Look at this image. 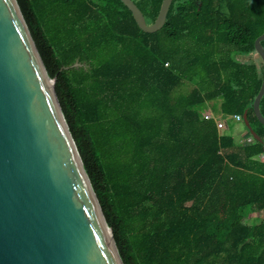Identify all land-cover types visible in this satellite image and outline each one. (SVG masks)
Instances as JSON below:
<instances>
[{
    "label": "trees",
    "instance_id": "obj_1",
    "mask_svg": "<svg viewBox=\"0 0 264 264\" xmlns=\"http://www.w3.org/2000/svg\"><path fill=\"white\" fill-rule=\"evenodd\" d=\"M19 2L125 263L264 264V0Z\"/></svg>",
    "mask_w": 264,
    "mask_h": 264
},
{
    "label": "water",
    "instance_id": "obj_2",
    "mask_svg": "<svg viewBox=\"0 0 264 264\" xmlns=\"http://www.w3.org/2000/svg\"><path fill=\"white\" fill-rule=\"evenodd\" d=\"M143 30H161L175 0ZM264 34L255 41L264 65ZM78 65V63H76ZM19 0H0V264H126ZM264 83L255 112L264 124ZM247 126L255 138L249 113Z\"/></svg>",
    "mask_w": 264,
    "mask_h": 264
},
{
    "label": "rangeland",
    "instance_id": "obj_3",
    "mask_svg": "<svg viewBox=\"0 0 264 264\" xmlns=\"http://www.w3.org/2000/svg\"><path fill=\"white\" fill-rule=\"evenodd\" d=\"M236 58L238 60H240V61H247L248 59L249 60L251 59L250 56H242V55H238ZM260 59H258V61L259 62H262V60L260 61ZM262 64L260 63V66ZM230 124L232 125V128H233L230 133L233 136H235L236 138H241V136L246 135L248 133V131L246 130V126L244 125V123H236L234 121H231ZM242 138H245V136H243ZM243 140H245V139H243ZM245 142H246V140H245ZM244 222H245V224L250 225V226L257 225V224L259 225V224H261V223L264 222V212L259 213V212L248 211L246 213V215H245Z\"/></svg>",
    "mask_w": 264,
    "mask_h": 264
},
{
    "label": "built area",
    "instance_id": "obj_4",
    "mask_svg": "<svg viewBox=\"0 0 264 264\" xmlns=\"http://www.w3.org/2000/svg\"><path fill=\"white\" fill-rule=\"evenodd\" d=\"M207 118L210 119V118H212V116L209 115V116H207ZM236 119H237L238 121H242V120H243V117L240 116V115H238V116H236ZM218 123H219V129H220L221 131L225 130V128H226V124H225V122H224V121H219ZM247 141H248V142H254L255 139H254L253 137H249V138L247 139ZM246 143H247V142H246Z\"/></svg>",
    "mask_w": 264,
    "mask_h": 264
},
{
    "label": "crops",
    "instance_id": "obj_5",
    "mask_svg": "<svg viewBox=\"0 0 264 264\" xmlns=\"http://www.w3.org/2000/svg\"><path fill=\"white\" fill-rule=\"evenodd\" d=\"M250 57H251V59L250 60L248 59L249 63H254L255 62L259 68L262 67V65L260 66V63L262 64V62L258 61V59H260L258 54H255V55L250 56ZM260 61H261V59H260ZM243 136H245V138H242ZM243 136H241V138H238V139L239 140H243V139L247 140L249 138V134L248 133L246 135H243ZM245 140H244V142H245Z\"/></svg>",
    "mask_w": 264,
    "mask_h": 264
}]
</instances>
